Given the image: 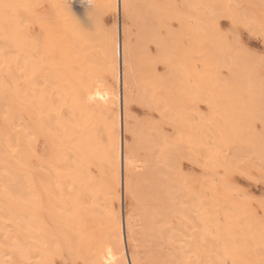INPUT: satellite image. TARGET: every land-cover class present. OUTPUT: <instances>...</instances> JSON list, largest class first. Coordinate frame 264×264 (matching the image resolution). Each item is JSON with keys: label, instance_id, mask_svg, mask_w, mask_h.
Returning a JSON list of instances; mask_svg holds the SVG:
<instances>
[{"label": "bare ground", "instance_id": "bare-ground-1", "mask_svg": "<svg viewBox=\"0 0 264 264\" xmlns=\"http://www.w3.org/2000/svg\"><path fill=\"white\" fill-rule=\"evenodd\" d=\"M72 1L0 0V71L8 74L6 76L10 80L6 81H11L7 83L0 78V103L4 105L13 101L17 107V122L9 123L7 118L4 120L7 124V139L0 133V194L1 198L7 200V209L11 208L10 220L25 250L26 264H57V258L66 252L71 258L74 257V261L78 257L84 264H251L252 258L255 259L252 264H261L264 258L258 252L262 250L264 253V229L255 226L257 220L247 221L245 212L238 214L237 210H233L235 208L231 209L232 204L239 202V199L218 197L214 182L216 163L226 169L230 157L224 152L229 144L226 124L225 128L219 125L218 130L215 129L216 123H213L207 111L217 101L214 98L219 95L223 97L227 93L222 87V90L217 89L219 85L213 86L214 80L216 82L219 79L218 83L222 80L219 77L221 71L217 68V73L211 80L205 62V22L211 13L207 10L208 0H179L183 6L182 11L179 10L181 12H177L180 6H175L178 0H163L165 6L160 8L159 16L163 19L165 16L179 19L181 32L185 34L175 40L172 38V31L167 28L170 38L163 41L158 35L159 40L153 41L158 45L160 40L163 42V47L157 46L159 49L162 47L159 50V61L164 63L166 73L168 70L167 78L158 77L157 67L154 68V63H149L154 62L153 58L150 61L146 56V63L150 65L146 64L148 66L144 69L143 66L139 67L136 57L138 54L134 53L136 48L142 46L139 42L143 40V36L152 33L148 24L159 21L156 17L152 18V14L146 10L153 0H84L88 7L85 13L88 18L92 17L91 9L95 7L99 8V13L102 11L101 14L115 10L126 19L132 18L134 21L128 19L131 24L140 23L139 27L132 24L142 36L140 41L133 37L138 41L134 40L138 47L135 48V43L133 50L128 36L131 34L128 33V23H118L119 20H115L110 28H106L104 18L101 19L100 26L96 27L99 40L97 38L90 44L94 50L89 48L94 54H90L91 59L83 54L86 56L85 60L97 58L102 72L113 85L106 84V80L105 83L94 79L93 75L97 72L92 71L93 65L90 64L89 67L87 60L84 63L90 69H83L85 66L79 62L77 52L81 47L85 51L86 37L82 36L78 27L72 25V28L66 29L62 25L68 31L65 34H70V39L61 35L63 39L56 44L46 35L47 18L43 21L44 7L51 9L57 17L63 15L71 18L75 14L74 7L69 4ZM261 1L263 4L264 0ZM17 13H22L23 19L26 16L27 21L24 19L21 23L31 20L39 25L40 33L37 36L35 33L34 36L30 30L26 34L25 24L26 32L23 34L26 36H21L22 32L17 34L21 27V14L16 17L15 22L11 21ZM9 16H13L10 18L11 23L5 24ZM69 21L71 24V20ZM34 26L33 24L32 27ZM49 29L52 28H48V31ZM260 31L264 32V28ZM189 34L193 37H189ZM147 38H144V43ZM59 43L60 60L56 63L55 55L50 53ZM176 43L183 45V50L192 57H178L173 49V46L176 48ZM192 43L199 54L197 51L192 53ZM211 45L210 56L208 53L206 55L214 59V64L219 65L225 44L218 43L215 46L212 40ZM8 48L13 49L12 53L8 52ZM144 53L149 55L146 51ZM229 63L240 68L232 70L234 78L237 76L239 80L248 79L253 82L248 85L250 94L252 93L250 99L259 100L264 93L260 84L254 80V68L248 59L240 55ZM224 66L227 67L226 64ZM235 71L240 72L236 74ZM167 80L166 86L169 88L163 83ZM157 84H164L163 88H167L163 93L165 98L160 99L163 103L161 108V103L158 104L157 101L161 91L154 94L159 89ZM146 85L151 86V98L144 94L149 90ZM134 91L138 92V99L142 97L156 107L157 110L152 108L159 111L160 120L162 117L167 120L173 130L172 135L161 133L159 127L156 129L157 126H152L156 125L154 123L151 125L155 130L153 138L149 140L145 134L142 136L140 131L141 128H146L145 122L142 127L135 120L137 113L134 115L127 108L129 101L135 99L132 97ZM143 94L147 98H143ZM211 99L215 101L212 103ZM133 101L135 100H132V104ZM221 102L223 101L220 100ZM135 103L138 104L139 100ZM144 106L141 107L145 108ZM261 106L259 109H250L259 115L263 109L258 118H264V106ZM130 118L135 122L130 123ZM263 118L260 119L262 122ZM165 120H162L163 124ZM213 129L216 133H213ZM40 135L48 143V159H43L38 153L35 139ZM215 137L217 145L214 147ZM164 138L166 139L163 141ZM146 140H149L150 146L146 143L143 150L145 147L147 150L148 145V149H152L154 155L156 153L155 159L150 150L148 154L145 153L147 155L144 160L139 157L137 151ZM258 146L255 143L252 149L255 153H260L259 159H263L264 150H260ZM184 150L188 156L187 165L182 161ZM237 154L240 155L238 152L234 155ZM31 157L36 158V163L31 162ZM184 166L190 168L192 175H185ZM196 169L199 170L198 174L195 173ZM14 172L20 174L21 178L15 174V179L12 177L8 180L7 174ZM142 173L145 177H141ZM142 181L156 184L153 185L154 188L151 185V188L145 183L149 188L145 196L143 189L141 191V187L139 188ZM16 183H23L24 186H16ZM145 186L144 191L147 190ZM153 192L159 200L151 203L150 215L146 211L149 216H144V211L142 213L140 210L143 205L140 201L146 197L148 202H152ZM13 193L17 194L18 204L8 201L14 196ZM125 198L131 202L133 199L136 203L130 202L131 207L123 209L124 204L121 202ZM98 212V215L105 217L104 222L102 220L104 226L96 223L94 215ZM158 216L164 223L163 226H150L154 220L157 221ZM172 216H175L177 225H174ZM6 217L0 209V223ZM137 223L141 226L135 227ZM9 235L0 226V237L7 239ZM139 247L144 250H139ZM10 248L6 250L11 251ZM15 251L13 248V254Z\"/></svg>", "mask_w": 264, "mask_h": 264}, {"label": "rangeland", "instance_id": "rangeland-1", "mask_svg": "<svg viewBox=\"0 0 264 264\" xmlns=\"http://www.w3.org/2000/svg\"><path fill=\"white\" fill-rule=\"evenodd\" d=\"M175 1L177 2V0H175ZM260 1L261 0H208V2L206 3L207 7H208L207 10H209L211 13L208 16L207 21L205 22V24H206L205 34L206 35H205L204 51H206V53H208L210 56V51L212 50V45H211L212 40L214 41L215 46H217L218 43H224L225 45H224L223 51L221 53V60H220L219 65L216 63L214 64V62H213L214 59H212L211 57H207L205 52H204V55H205V62L207 63V68L209 69V78L211 80H213L214 76L216 75L217 68L219 69V72L221 71L219 73V77H221L220 79H222L220 81V83L222 85L220 83H218L219 79H217L218 80V82L216 80L217 83L215 82V80L213 81V86L216 87L217 85H219L216 87L217 89L222 90V88H224L225 91L227 92L225 94V96L223 94V97H222V95H219L216 98H214V99H217V101L214 100L215 102L211 99L212 103L214 102L213 103L214 105L212 104L211 109L209 107L210 111L207 110L210 118L213 119V123H216L214 128L218 130L219 125L220 126L222 125L221 127L225 128L224 124H226V127L228 129V135H229V138H228L229 144L226 147L227 149L225 148L226 150H224V152L226 153L225 155L227 157H230V160L228 161V164H227V168L225 169L222 165H221L222 166L221 167L218 163H216V165L214 167V169H215V180H214V182H215V186H216V191L218 193V197L223 196V198H227V199L228 198L229 199H234V198L239 199L238 200L239 202H234L232 204L233 207L232 208L230 207V208L231 209L235 208L233 210H237L236 213H238V214H239V212L240 213L242 212V214H244V212H245V215H246L245 217H247V221H253L254 222L257 220L258 223L255 222V226L258 225V227L260 226L264 229V210H263V208H264V158L259 159L260 153L256 152L258 154V155H256V153L252 149L253 145L256 143L260 146V150H262V151L264 150V123H263L264 121L262 122L260 120L263 118L262 116H261L262 118L261 117L258 118L259 114H255L253 111L251 112V110H250L252 107H254L255 109H259L260 105H262L261 107L264 106V94H263L264 93V32L260 31L262 28H264V25H263V23H264V3L261 4L263 1H261V3H260ZM179 2L180 1L178 0V2L175 3L176 7L180 6L179 9H177V12H181L183 9V6H181L182 4ZM69 4H71L72 7H74V10H75L74 16L75 17L72 16L71 18H66L63 15H62L63 17L60 15H59V17H57L55 13L54 14L52 13L51 9L47 8L46 6L44 7L45 12L43 13V15L45 18H43V21H45L47 18V20L45 21L47 37L52 38V40L56 44L58 41L60 42V40L63 39L62 38L63 36H67L66 38L70 39L69 38L70 34L68 33V35H66L65 33H67L68 31L67 30L65 31L64 28H66V29L72 28V25L75 27H78V30L80 32L82 31L81 32L82 36L86 37V40H85V42H86L85 48L86 49H85V51L82 47L78 49V52L84 51L83 53H80L81 57H80V54L77 52V54L79 55V62L81 63L82 66H85L83 69L89 70L90 68L88 69V67H87L88 64L84 63L87 60L88 62L86 61V63H89V67H91L90 64L93 65V67H91L92 71L94 73L97 72V73H95L96 75L95 74L93 75L94 79L97 78L96 80H101V81L106 80L108 82L107 83H106V81H104V82L106 84L109 83V85H110L111 80H109L108 77L106 78V76H105L106 74L102 72L103 70H101L99 63L97 62V58L92 59V61L88 60L89 58L91 59V55L94 54V53L92 54V51H91L92 48L90 47V44L92 45L94 40L96 41L97 38H98L97 41L99 40L98 34L96 33L97 32L96 27L100 26V23L102 22L101 19H103V18H104V25L106 28H110V26H112V24H114L115 20H117V21L119 20L118 23L120 21H122L126 24L128 23L127 25H128V28L130 29V30H128V33H131L130 35H128L129 41H130L131 48L132 47L134 48V46L136 45L135 43L138 42L137 40L140 41L142 39V36L139 35L140 31L138 32V30H136L137 28L135 27V25L136 26L138 25L137 27H139L140 23L137 24V22L136 23L132 22V24H135V25H132L130 22V21H134V20H132V18L131 19L128 18L130 20L129 21L123 15H122L123 16L122 17L120 15V13L115 11V10H110L111 12L105 11V12H103V14H101L102 11H100V13H99V11H97V10H99V8L95 9V7L93 9H91L92 10L91 12L93 13L92 17L88 18L87 14H85L86 11H88V7L85 5L84 0H73ZM162 6H165V1L153 0L152 5L150 7L146 8L148 13L152 14L151 17L152 18L156 17L157 19H159V21L158 22L156 21L155 24H154L155 21H151L153 23L150 22V24H148L152 30V33H150L149 36L147 35L148 38H147V36H143V40H144V38H147V40L145 41V43L143 42V40L141 42H139V44L142 43L141 44L142 46L139 45L140 47H138V43H137V46H135V48L138 47V48H136L137 50L135 49L137 52H135V50L133 48L132 49L134 50V53H136L135 55L138 54L136 57L139 61V67L143 66V69H144L145 66L150 65L149 63H151V64L154 63V68L156 66L158 69L156 71L158 77L164 78L166 76V78H167L168 77V70L166 69L167 70V73H166L165 68H164L165 67L164 63L159 61V55L161 54V53H159V50H161L163 47V45H162L163 42L161 40L164 41L165 38H168V37L170 38V36L167 35V32H168L167 28H170L169 30L172 31L171 34L174 35L172 38H174L175 40L180 39L185 34H183L181 32L180 25H179V22H180L179 19L168 18L167 16H165L163 19L162 17L159 16L160 8ZM179 10H181V11H179ZM113 11H115V12L113 13ZM51 13L53 14L52 17H50ZM115 13H116V15H115ZM20 14H21V17H20L19 22L21 23L22 20H24V19H25V21H27L26 16L23 19L22 13H19V14L17 13V15L14 14L15 19L13 18V20H11V21L15 22L14 20H16L18 18V15L20 16ZM94 14H95V16H94ZM24 15L25 14H23V16ZM100 15L102 18L101 17L99 18ZM10 16L7 18V20L8 19L9 20L5 24L11 23L10 18H12L13 16L12 17H10ZM113 16L115 17V19ZM205 17H207V16L205 15ZM92 18H94V19H92ZM98 18H99V20H98ZM105 18H106V21H105ZM125 19H126V22H125ZM69 20H71V24L68 23V22H70ZM205 20H206V18H205ZM29 21H31V20H29ZM59 21H60V23H59ZM28 22L27 23L23 22V23H21V25L18 23L21 27H19L20 29L18 28L20 31H17L18 32L17 34H20L22 32L21 33V36H22L23 32L24 31L26 32V29H27L26 34H29V32L31 30L32 31L31 34L35 36V33H36V36H37L40 33V30L38 28L39 25H36V23H32V21L30 23H28ZM166 22H168L169 24H167ZM15 24L17 26V23H15ZM25 24H26V29L24 28ZM30 24L32 26L34 24L35 26L32 27ZM62 25H64L63 26L64 28L62 27ZM14 26L15 25H13V27ZM49 26H51V27H49ZM48 28H52L53 30L49 29L50 31H48ZM18 29H16V30H18ZM138 29L140 30V28H138ZM135 30L137 31V33L134 32ZM58 31H60L61 34ZM47 33H49V34H47ZM91 33H95L96 35L91 34ZM156 33H157V35H156ZM59 35L60 36L63 35V36L60 37ZM158 35H159V38L161 39L159 41L160 42L159 45L162 46L160 49L158 47L159 45L156 44L155 42H153L154 40H156V41L159 40ZM23 36H24V34H23ZM188 36L193 37L192 34H189ZM133 37L137 40H135ZM134 40L137 42H135ZM192 45H193V43L191 44V50L193 51L192 53L197 51L199 54V51L196 50V48L194 49ZM59 46H60V43L57 46V48L55 47L56 49H53L52 50L53 52L50 53L52 55H55L56 63H58L59 62L58 60H60V55H59V51H58ZM155 46H156L157 50L155 49ZM89 48H91V49H89ZM8 49H10V50H8ZM8 49H6V51L8 50V52H11L13 50V49L11 50V48H8ZM173 49L175 50L178 57H183V56L186 57L187 55H189V57H192V55L189 52L187 54V51L183 50L184 49L183 45H179L176 43V48L173 46ZM92 50H94V49H92ZM143 50H145L147 52L146 54L149 53V55H145V53H144L145 51H143ZM11 53H8V54L11 55ZM83 54L86 55L88 59L85 60L86 56H84ZM240 55L244 59L247 58L248 62H250V65L254 68L252 71L254 80L256 81V83L260 84V86L262 88L261 90L263 92V93L260 92L263 95L262 96L260 95L259 100H257L258 98H256L255 96H254V98H256V99H253V100H252V98L250 99L252 93L250 94V89L248 88V85L253 84V82L251 80L247 79V80L242 81V80L237 79V76L235 78L233 76L234 69H237L238 67L236 68L234 64L229 63V62L231 60L235 59L236 56L238 57ZM13 56H15V55H13ZM146 56L149 57L150 61H152L151 58H153L154 62L146 63L147 62ZM95 57H96V54H95ZM154 57H155V59L157 57V60H155ZM82 58H84V60ZM149 59H148V61H149ZM146 64H148V65H146ZM225 64L227 67L224 66ZM227 64H229V65H227ZM95 68H97V70ZM239 69L240 68H238L237 70H239ZM100 70H101V72H99ZM162 71H164L165 73ZM238 72H240V71H238ZM98 73H100L101 75H99ZM231 73H233V74H231ZM235 73H236V71H235ZM159 74L160 75L162 74V76H160ZM6 75L8 76V74H5L4 72L0 71L1 80H3V81H6L7 79L10 80V78L7 77ZM100 77H102V78L100 79ZM236 80H239V81H236ZM8 81H6V82L7 83L11 82V81H9V82ZM222 81H223V83H222ZM167 82H168V80L166 82H163V83H165V86L167 85L166 84ZM157 83H159V82H157ZM113 84L114 83L112 82L111 85H113ZM224 84H225V86H223ZM162 85L164 86V84H162ZM162 85L157 84V86H159V89L157 88L154 92V94H158L161 91V93L158 94L159 97H157L159 99V100H157L158 104L161 103V105H159V107L163 106V103L160 102V99H162V97L165 98V94L163 96V93H165V90L167 88H169V86H166L167 88L164 87L165 88L164 89ZM161 86L163 89L160 88ZM137 87L138 88H136V90L139 89L138 85H137ZM218 87H220V88H218ZM146 88L149 90L146 91L144 94L149 95L150 92L152 94V91H150L151 86H147ZM135 92L136 91H134L132 94V97H134L135 99L132 98L129 101V106L127 108L130 110V112L132 114L135 115L137 113V115H135V120L137 119V122L139 121L140 123L139 122L138 123L141 124L142 127L144 126L143 123L145 122L146 128L143 127L144 131L142 130V128L140 131V132H142V136H143V134H145V136L147 138H150L149 140H151V138H153L152 136L155 134V130L153 129V127H155V126H157L156 129L160 128V131H162L161 133H165L167 135H170V134L172 135L171 132L173 130H172L171 126L168 125L169 123L167 122V120H165L164 117H162L163 118L162 120H165L164 121L165 123L167 122V125L165 123L163 124L162 120H160L161 115L159 114V116H158L159 111L157 112V111L153 110V108H155V110H157L156 107H154V105L152 106L151 102H149L150 103V105H149V103L147 101H145V99H142V97L141 98L139 97L140 99H138L137 95L139 96V94H137L138 92H136V93ZM257 93H259V92H257ZM144 94H143V98L146 97V96H144ZM150 98H151V96H150ZM219 99L222 100L223 102L220 103ZM132 100H135V102H138V100H139V103L137 104L133 101V104H132ZM148 100H149V97H148ZM142 101H144V102H142ZM142 103L146 104V106H144V104L141 105V106H144L145 108H143L139 105ZM249 103L251 104L250 106H249ZM247 104H248V106H247ZM147 105H149V106H147ZM147 107H151V108L149 109ZM221 107L223 109H225V112L223 111V109H221ZM262 111H263V109H262ZM262 111H261V113H262ZM261 113H260V115H262ZM16 114H17V107L13 101H8L4 105H2V103H0V133H2L3 137H5L4 139H7V134H5L7 124H5L4 120H5V118H7L9 123H11L12 121H14V123H16L17 122V115ZM140 117H143V118H140ZM144 118H147V119H144ZM154 119H155V122L153 121ZM140 120H142V121L147 120V122L146 121L142 122ZM263 120H264V118H263ZM128 121L130 123L135 122L134 119H132V118L128 119ZM148 121H151V122H148ZM157 121H158V123H156ZM149 123H151V124H149ZM154 123L156 125H152ZM213 126H212V128H213ZM213 133H216V130H214ZM165 139L166 138H164L163 141ZM149 140H148V142H149ZM148 142H147V140L145 143L142 142V145L140 144V149L137 151L141 160L145 159V156L148 154L147 152H149V150H150V149H148V145H147V150H146V147H145L146 151L143 150V147L146 145V143L149 144ZM153 142L155 143L154 139H153ZM35 144H36L38 153L42 156V158L48 159L47 156L49 153V149H47V148L49 146L46 145V144H48L47 141L44 140L43 137L40 135L37 137V139H35ZM213 144H214L213 145L214 147H215V145H217V138L216 137L213 139ZM149 146H150V144H149ZM152 146L154 147V145H152ZM235 149L238 151H235ZM150 151H151L150 154L153 152L152 155H154V151L152 149ZM235 152L240 153V155H238V154H237L238 156L234 155ZM145 153H147V154H145ZM182 153H183L182 154V161L184 164L187 165L189 163L187 153L185 152V150L182 151ZM228 154H229V156H228ZM155 156H156V153L153 156L154 159L156 158ZM234 156H236V157H234ZM31 162L36 163V158L31 157ZM183 170L185 172V175H192L190 168L184 166ZM144 172H145V170H144ZM195 173L198 174L199 170L196 169ZM13 174H9V173L7 174L8 178H9L8 180H11V178L13 176H15V174H16V176L18 175L17 176L18 178H21V175L16 173V172H14ZM9 175H11V176H9ZM17 177H16V180L18 181ZM141 177H145L143 175V173L141 174ZM13 178L15 179V177H13ZM158 179H159V177H158ZM143 181H145V179ZM143 181L140 183L139 188L141 187L140 188L141 191L143 189V191H142V192H144L143 196H145V194L149 190L148 187L149 186L151 187L152 183H146L147 181L146 182H143ZM145 183H146V185L148 184L147 185L148 187L145 186ZM166 183L167 182H164V184H166ZM18 184L20 186H24L23 183H18ZM18 184L16 183L15 185L19 186ZM157 184H159V183H157ZM153 185H156V184H153ZM144 186L147 188V190H145V191H144V189H145ZM153 188H154V186H153ZM13 195L14 196L9 198L8 201L11 204H13V203L18 204L19 201H18V198L16 196L17 194L13 193ZM152 196H154V198L151 199L152 202L151 201L148 202V199H146V197H143V199L140 201V204L141 203L143 204V205L141 204L142 206H140V210L142 213L144 211V216L146 214V211L150 215L149 207L151 208V206H152L151 203H153V201L156 202L159 200L156 196V193H154V195H152ZM1 197L2 196L0 194V209L2 210V212L7 217L1 221L0 226H1L3 231L7 232L10 235H9V238H7V239H3V237H0V264H26L27 259H26L25 250H24L19 238L15 234V231L13 230L14 226L12 225V221L10 220L12 217L11 208H9V206H8L9 209H7V207H6V201L7 200L3 199ZM149 198H151V196ZM146 200H147V203H146ZM99 202H101V200ZM130 202H131L130 199L128 201V198L127 199L125 198V200L123 202H121L122 205L124 204L123 209L127 208V207L128 208L131 207ZM132 203L135 204L136 203L135 200L132 199L131 204ZM100 213H101V216H103V212L100 211ZM100 213L99 212L97 214L94 213L95 215L94 214L93 215H94V217L96 216L95 217L96 223H98L100 225L103 224L102 226H104L105 223H102V220L104 222L105 217H101L100 215H98ZM148 214H146V216H149ZM172 217L174 219V225H177L175 216H172ZM135 218L137 219V216ZM148 219L149 218H147V220ZM156 219H157V221L154 220L152 222L153 225H151L152 223H150V226H163L164 223L162 224L159 216ZM137 221H138V223H140L139 220H136V222ZM159 221H160V223H159ZM148 222H150V221L148 220ZM154 222H155V224H154ZM138 223H137V225H138ZM156 223H158V225ZM137 225L135 227L141 226V225H138V226ZM101 228L104 229L103 227H101ZM9 247H11L10 248L11 251L6 250V248H9ZM141 247H144V246H141ZM141 247H139L140 248L139 250H142ZM13 248L16 249L15 254H13ZM143 250H144V248H143ZM258 251L259 250H257V252ZM261 252H262V250L258 252V255L260 257L264 258V256H263L264 253L262 252L263 253L262 254ZM61 256L57 258V264H84L83 261L81 259H79L78 257L77 258L75 257V261H74V259H72L74 257L71 258L67 252L64 253L62 257ZM252 262H255L254 258L250 259L251 264H252ZM260 263L264 264V260L261 261Z\"/></svg>", "mask_w": 264, "mask_h": 264}]
</instances>
